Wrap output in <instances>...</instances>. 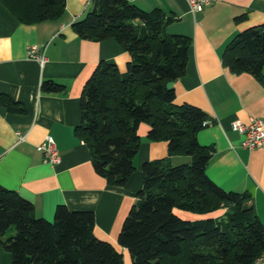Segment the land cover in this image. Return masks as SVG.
Listing matches in <instances>:
<instances>
[{
	"label": "trees",
	"instance_id": "obj_1",
	"mask_svg": "<svg viewBox=\"0 0 264 264\" xmlns=\"http://www.w3.org/2000/svg\"><path fill=\"white\" fill-rule=\"evenodd\" d=\"M92 9L71 23L83 39L114 38L128 52L124 71L99 60L79 98L81 122L76 134L88 146L94 171L110 186H124L134 171L138 125L148 124L147 138L167 142L166 157L142 163V186L125 216L118 243L132 264H254L264 254V223L245 206L247 191L224 190L206 174L213 148L197 133L211 121L198 106L176 103L169 82L185 72L191 38L168 33L173 17L161 8L142 9L131 0H91ZM22 23L59 21L65 0H0ZM244 14L235 17L236 21ZM233 74L250 73L264 86V23L237 32L221 54ZM64 85L42 81L44 92ZM10 111L23 106L0 94ZM188 160L173 164L171 156ZM174 209L218 216L183 219ZM13 227V232H6ZM94 213L55 207L53 218L37 217L33 204L0 185V245L12 264H122V254L93 234Z\"/></svg>",
	"mask_w": 264,
	"mask_h": 264
},
{
	"label": "crops",
	"instance_id": "obj_2",
	"mask_svg": "<svg viewBox=\"0 0 264 264\" xmlns=\"http://www.w3.org/2000/svg\"><path fill=\"white\" fill-rule=\"evenodd\" d=\"M131 1L145 10L161 8L173 17L166 31L191 38L184 74L168 83L174 101L193 104L210 115L212 121L197 133L200 144L213 148L206 174L224 190L247 191L245 206L264 223V147H241L242 136L230 127L235 119L264 118V86L250 73H231L221 62L226 44L237 32L264 23V0H211L194 15L186 0ZM91 9V0H65L59 21L26 24L0 3V94L25 109L14 112L0 104V185L29 200L37 217L51 220L58 204L92 211L94 236L110 242L122 254V264H132L118 234L135 202L134 193L142 186V163L166 157L168 146L163 140H149V126L142 122L137 128L135 169L126 184L110 186L94 171L88 146L75 131L81 122V91L99 60L114 62L124 71L130 55L114 38L83 39L72 30L71 23ZM239 14L244 18L236 21ZM30 44L45 45L43 65L27 57ZM45 79L63 84L64 91H42ZM16 131L23 139L17 141ZM47 135L55 141L59 163L44 161L35 148ZM170 160L178 164L188 157L175 155ZM223 211L197 214L174 209L189 220ZM0 264H12L11 253L1 245Z\"/></svg>",
	"mask_w": 264,
	"mask_h": 264
},
{
	"label": "built area",
	"instance_id": "obj_3",
	"mask_svg": "<svg viewBox=\"0 0 264 264\" xmlns=\"http://www.w3.org/2000/svg\"><path fill=\"white\" fill-rule=\"evenodd\" d=\"M189 11L194 15L196 12L203 9L204 6L210 3L211 0H186ZM45 45L38 46L30 44L27 47V57L38 61L43 65L46 61L44 54ZM232 130L236 131L242 136L240 145L246 149H254L264 147V118L250 116L246 122L235 119L230 122ZM17 141L23 139V135L16 131ZM36 150L43 154L44 161L56 164L60 162V154L56 148L54 139L47 135L44 140L35 146ZM264 260V254H261L256 262Z\"/></svg>",
	"mask_w": 264,
	"mask_h": 264
},
{
	"label": "rangeland",
	"instance_id": "obj_4",
	"mask_svg": "<svg viewBox=\"0 0 264 264\" xmlns=\"http://www.w3.org/2000/svg\"><path fill=\"white\" fill-rule=\"evenodd\" d=\"M14 228L11 227L7 232H6V236L10 235L13 232Z\"/></svg>",
	"mask_w": 264,
	"mask_h": 264
}]
</instances>
